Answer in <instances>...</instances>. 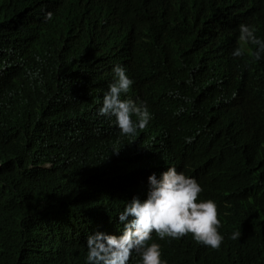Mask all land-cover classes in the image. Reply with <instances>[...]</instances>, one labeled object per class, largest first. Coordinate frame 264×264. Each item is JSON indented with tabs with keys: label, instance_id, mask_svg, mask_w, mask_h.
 I'll use <instances>...</instances> for the list:
<instances>
[{
	"label": "trees",
	"instance_id": "1",
	"mask_svg": "<svg viewBox=\"0 0 264 264\" xmlns=\"http://www.w3.org/2000/svg\"><path fill=\"white\" fill-rule=\"evenodd\" d=\"M241 24L264 41V0H0V264H87L169 167L245 190L224 247L154 238L164 264H264V54L233 56ZM116 60L151 117L134 135L99 115Z\"/></svg>",
	"mask_w": 264,
	"mask_h": 264
},
{
	"label": "clouds",
	"instance_id": "2",
	"mask_svg": "<svg viewBox=\"0 0 264 264\" xmlns=\"http://www.w3.org/2000/svg\"><path fill=\"white\" fill-rule=\"evenodd\" d=\"M59 17L47 13L45 19L52 20L53 28H57ZM13 32L17 40L25 43L35 36L20 24L15 25ZM249 44L258 46L252 56L259 60L264 54V41L256 37L250 26L241 24L239 46L233 56H244ZM112 66L113 72L108 73L113 83L103 97L99 115L106 116L105 121L117 133L134 135L137 128L146 127L150 113L132 86L127 64L116 60ZM185 175L187 172L179 173L169 167L161 177L149 176V187L137 191L135 198L118 215L117 231L87 237V264H131L138 259L141 264H164L162 243L154 238L184 239L193 253L224 247L228 235L226 208L236 193L245 190V185L217 178L216 186L210 190L203 185L201 188L195 179ZM240 235L239 231L234 232L231 239H238Z\"/></svg>",
	"mask_w": 264,
	"mask_h": 264
}]
</instances>
